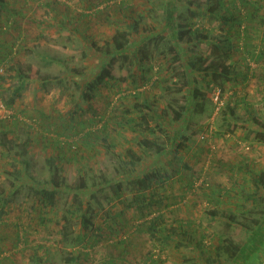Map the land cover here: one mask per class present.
<instances>
[{
	"label": "rangeland",
	"instance_id": "1",
	"mask_svg": "<svg viewBox=\"0 0 264 264\" xmlns=\"http://www.w3.org/2000/svg\"><path fill=\"white\" fill-rule=\"evenodd\" d=\"M1 3L0 264H105L109 259L112 264H146L149 255L154 264H198L200 233L204 254L224 238L254 240L253 231L224 228L212 211L229 212L246 225L257 219L261 240L253 241V247L264 249V192L256 199L245 197L254 191L252 177L264 171V143L252 134L244 137L243 122L232 121H253L264 130V53L256 57L264 45V0ZM210 4L231 20L206 11ZM189 7L201 12L187 20ZM175 18L203 28L207 40L196 46L180 43ZM236 18L242 19L239 26L233 23ZM117 30L127 32L129 50L123 52L129 63L120 55L117 61L131 75L106 78L93 91L84 90L80 77L98 72L104 59L98 50ZM216 42L221 49L229 46V62L235 65V73L220 84L209 83L210 74L186 69L189 59L212 56ZM141 49L150 52L148 59L138 60ZM185 70L189 77L182 75ZM195 89L204 109L190 113L173 136L181 122L177 125L178 106L197 99L190 94ZM201 127L200 135L190 136ZM142 137L165 143L168 154L159 161L155 154H141ZM129 151L141 161L130 163ZM153 161L159 177L149 190H138L136 172ZM39 184L58 187L53 204L38 201L31 187ZM80 195L84 206L78 208ZM150 199L157 206H149ZM157 211L168 219L166 228L178 220L191 222L184 227L190 244L157 237L161 233L150 237L140 223ZM81 213L93 226H80ZM62 228L68 236L61 235ZM75 234L84 236L81 243L72 244ZM250 250L244 251L246 264L253 261ZM70 255L77 256V263L64 260Z\"/></svg>",
	"mask_w": 264,
	"mask_h": 264
},
{
	"label": "trees",
	"instance_id": "2",
	"mask_svg": "<svg viewBox=\"0 0 264 264\" xmlns=\"http://www.w3.org/2000/svg\"><path fill=\"white\" fill-rule=\"evenodd\" d=\"M150 1V3H158L160 2V0H147ZM2 0H0V6L2 5ZM190 3V1L185 2ZM217 5L216 4H210L207 8L206 11L212 13L213 16L218 17V18H222L225 21L231 20V16H225V15H218L217 11H215L214 9H216ZM196 10L195 8H187L188 11V17L187 20L193 17H196L198 15L199 12H201L199 9ZM127 9V8H126ZM130 9V8H128ZM132 13V10L128 11L126 14V16H130ZM133 15V14H132ZM252 18V17H251ZM250 18V19H251ZM141 20L144 22L146 21L145 17H141ZM176 22V37L177 40L180 43L183 44H191L193 46H196V44L198 42L201 41H205L207 40V32L200 27L197 26H188V24L185 22H183L182 20L175 18ZM242 22L241 18H236L233 19V23H235L237 26H239ZM129 29H133L134 26L132 24H128ZM143 29L145 31H147V29L145 27H143ZM128 46V35L127 32L122 31V30H117L115 31L114 35L112 36V39L110 42L105 43V48L101 50H98V56L101 58L104 57V59H102V63H100V65L98 66V72L95 70V73H93L91 76L90 74H86L82 77H80L81 82L85 83L84 86V90H89V91H93L94 87H96L99 83H101L104 79L106 78H111V79H123L124 77H128L131 75V73L129 72V67L128 66H122L121 62H118L117 60V56H121L123 57V59L127 56L123 51L124 50H129ZM214 46V54L212 56H207V57H193L191 59H189L188 61V66L186 67V69L189 70H193L194 73H203V74H210L211 75V80L209 81V83H221L222 81V77L227 76V78H229L231 76V74L235 73V65L234 63H230L229 62V58H230V54H229V46L225 49H221L219 47V43H213ZM133 49H140L138 47H133ZM132 49V50H133ZM264 53V45L263 48L261 49L260 53L258 55H256V57H261V54ZM150 55V52L147 51L146 49H141V53L138 57L139 61H142L144 59H148ZM50 61H57L54 59H50ZM124 60H126V62L129 63L128 59L125 58ZM58 62V61H57ZM97 72V73H96ZM19 75V74H18ZM183 76H187L189 77V75L187 74L186 70L182 73ZM19 77L21 79H24L25 77L20 74ZM30 78H36L35 74H32L30 76ZM48 78V77H47ZM94 78V79H93ZM175 84V83H174ZM176 90L180 91V87H177ZM134 92V91H133ZM192 96H194L197 99H192L191 102H189V106L186 102V104L183 105H179L178 109L181 111V113L178 115V117L176 118V122L178 125V120L181 121L179 122V126L178 128L174 129L173 131V136H176L177 134H179L180 130L182 129V127L184 126V124L186 123V119L189 118L190 113L193 112H202L204 107H203V100H201V95H199V93H197V90H194V93H190ZM86 96L88 97L89 94H86ZM13 102V98L10 97L9 99H7L5 101V105L10 108ZM146 110H149L150 107L147 105H144ZM142 110V109H141ZM144 110H142L143 112ZM187 114V115H186ZM210 113H206L204 116L205 118L209 115ZM186 115V117H185ZM143 116H145L144 114L141 115V119L145 122V119L143 118ZM181 119V120H180ZM184 119V121H182ZM142 123L140 124H143ZM232 121H234V124H236V122L238 123V125H240L239 123L243 122V124L246 126V130H245V134L244 136L247 138L249 137L251 134L255 139H258L259 141H261L262 143H264V130L262 128H259L258 126H260V124H256L253 123V121H249L251 122V125H247L246 121H238L235 119H232ZM170 124V123H169ZM143 126V125H142ZM142 128H146L145 126H143ZM135 132L139 133V129L134 128L133 129ZM145 130V129H144ZM185 130H187V128H185ZM232 130V129H230ZM202 132V127L201 129H197L196 131H194L193 133L190 134V136H195V134L199 133L198 135H200ZM139 143L141 146V154H144L146 156H150L152 154L157 155L158 161L162 158L165 157L168 152L169 149H167L168 147L165 146V143H159L155 140L149 139L147 137H142L139 139ZM4 146H7L6 144ZM128 155L130 156V163L134 164L137 162L141 161V156L138 153H134L132 151H129ZM132 160V161H131ZM154 162V161H153ZM157 162H154V164H152V162L147 163L146 165L143 164L141 166V170H139L138 172H136V175H138L133 182L136 184L137 189L138 190H149L154 182V180H156L157 177H159V170L154 169V165ZM26 165V163H22V168H24ZM141 165V164H140ZM116 173V170L114 171V174ZM18 175V172L16 173L15 176ZM112 176L113 175L112 173ZM104 180V178H103ZM252 181H253V186H254V191L245 195L246 198H253L256 199L258 196L262 195L264 192V171L259 172L256 176L252 177ZM107 182V181H104ZM192 185V184H191ZM32 186V185H31ZM92 187L96 186L94 184L91 185ZM31 188H33L35 190V193L37 194V199L38 201H40L41 203L44 204H48L51 205L54 203V199L55 196L57 194V189L58 187L55 185L52 186H44L42 184H39L37 186H32ZM113 190H114V194L115 196L119 197L121 196V187L119 183H116L113 185ZM84 195V194H81ZM81 195L79 196V199H77V203H76V207L81 208L82 206H84V201L81 198ZM140 198H142L141 196H139ZM209 197L206 196V201L209 202L210 199H208ZM208 199V200H207ZM214 202H219V200H215L213 199ZM157 206L155 204V202L151 201V199L148 202V205L150 206ZM165 207L168 206V203L163 204ZM151 211H149V213L147 212L148 215H150ZM153 213V212H152ZM163 213L161 211H157L156 214H153L152 216H150L148 219H144V222L140 223V225L144 226V230L147 232V234L150 237H155L157 233H161L159 235H157V237H161V239H175L178 242H184L187 244H190V242L186 239V235H191L184 227H188V225L191 224V222L188 221H181L178 220V224L177 226L174 227H170V228H166L168 219H166V217H163ZM210 215L215 217L217 216L224 224V228L229 229L231 226H239L240 228H242V230L248 234L250 231H253V237H254V244L257 242H260L261 239H259V237H256L258 235H260L259 233H257V229H255L256 223L258 222L257 219L254 220V222H252V225H246L243 223H240L236 218L235 215H231L225 212H221L218 213V215H215V212H210ZM142 217L145 218V214H142ZM65 218V217H63ZM79 223L80 226L82 228H87V227H91L93 226V222L90 220L89 216H86L84 213H81L80 218H79ZM259 220V219H258ZM63 227L65 228V225H63ZM64 228L61 229V235L64 237L68 236L67 232L64 231ZM264 234V233H263ZM17 236V235H16ZM203 237L204 235L202 233L199 234V238L196 239V248L200 254V261L198 264H228V262L230 260L233 259H237V256L242 253L240 252V250L242 249V245L244 244V240L242 243H233L232 240H230L229 238H224L222 240H220L218 243L214 244L213 246H211L210 248H208L207 252L204 254L203 250H202V244H203ZM253 237H251L253 239ZM260 238H262L260 236ZM264 238V236H263ZM84 239V236L79 235V234H75L72 239H70V241L72 242V244H79L82 242V240ZM246 243L247 240H246ZM264 244V242H262ZM253 246V245H252ZM254 254V252L252 253ZM253 257V255H252ZM153 255H149L148 261L146 260V264H154L153 261L155 260V258L153 259ZM159 258V256L157 257ZM253 259V258H252ZM65 261L67 262H71V263H77V256H68L64 258ZM159 261H162L161 259H159ZM114 262V260L109 259L108 261L105 262V264H112Z\"/></svg>",
	"mask_w": 264,
	"mask_h": 264
},
{
	"label": "crops",
	"instance_id": "3",
	"mask_svg": "<svg viewBox=\"0 0 264 264\" xmlns=\"http://www.w3.org/2000/svg\"><path fill=\"white\" fill-rule=\"evenodd\" d=\"M245 134V133H244ZM244 136V135H243ZM245 137V136H244ZM231 168H233L232 166H231ZM235 188V187H234ZM229 190H231V189H229ZM228 192V191H227ZM217 198H219V197H217ZM208 199H210V197L208 198ZM207 199V200H208ZM206 203H207V201H206ZM264 236V235H263ZM263 240V239H262ZM248 243H246V240H245V242H244V244L242 245V249L240 250V252H242L241 254H239L238 256H237V259L235 258V259H233V260H230L229 262H228V264H246V262H244L245 260H247V259H245V256H246V254H245V250L247 249V248H251V252L253 253L254 252V254H252L253 255V261H252V264H264V259H263V257H264V249H260L261 251H257V249H254V247L252 246L253 245V241H247ZM259 252V253H258Z\"/></svg>",
	"mask_w": 264,
	"mask_h": 264
},
{
	"label": "built area",
	"instance_id": "4",
	"mask_svg": "<svg viewBox=\"0 0 264 264\" xmlns=\"http://www.w3.org/2000/svg\"><path fill=\"white\" fill-rule=\"evenodd\" d=\"M2 110H3V106H2V104L0 103V118L3 116L2 112H1ZM6 116H8V114H7Z\"/></svg>",
	"mask_w": 264,
	"mask_h": 264
}]
</instances>
